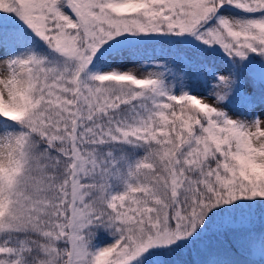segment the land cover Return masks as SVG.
Here are the masks:
<instances>
[{
  "label": "snow or ice",
  "instance_id": "6c2138e0",
  "mask_svg": "<svg viewBox=\"0 0 264 264\" xmlns=\"http://www.w3.org/2000/svg\"><path fill=\"white\" fill-rule=\"evenodd\" d=\"M0 264H264V0H0Z\"/></svg>",
  "mask_w": 264,
  "mask_h": 264
},
{
  "label": "trees",
  "instance_id": "16d2710c",
  "mask_svg": "<svg viewBox=\"0 0 264 264\" xmlns=\"http://www.w3.org/2000/svg\"><path fill=\"white\" fill-rule=\"evenodd\" d=\"M177 258H182V257H177Z\"/></svg>",
  "mask_w": 264,
  "mask_h": 264
}]
</instances>
